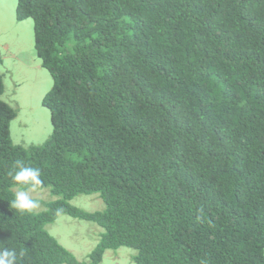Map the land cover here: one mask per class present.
<instances>
[{"label": "trees", "instance_id": "1", "mask_svg": "<svg viewBox=\"0 0 264 264\" xmlns=\"http://www.w3.org/2000/svg\"><path fill=\"white\" fill-rule=\"evenodd\" d=\"M33 17L53 132L22 146L0 98V248L18 264H264V0H18ZM5 91L0 72V96ZM16 160L44 209L11 208ZM98 193L103 210L71 201ZM31 195V193H30ZM96 221L80 260L47 226ZM22 254V255H21Z\"/></svg>", "mask_w": 264, "mask_h": 264}, {"label": "rangeland", "instance_id": "2", "mask_svg": "<svg viewBox=\"0 0 264 264\" xmlns=\"http://www.w3.org/2000/svg\"><path fill=\"white\" fill-rule=\"evenodd\" d=\"M17 2L0 0V72L5 83L0 98L18 110L10 126L13 142L29 147L43 144L53 132L51 112L43 104L44 96L53 86V77L37 53L34 18H18ZM31 195L49 198L44 188H37ZM71 202L91 212L105 207L98 193L79 194ZM41 209L44 205L40 203L37 210ZM47 228L80 260L90 257L104 230L96 221L70 214H60ZM134 253L136 250L127 246L107 249L99 264H136L132 260Z\"/></svg>", "mask_w": 264, "mask_h": 264}, {"label": "clouds", "instance_id": "3", "mask_svg": "<svg viewBox=\"0 0 264 264\" xmlns=\"http://www.w3.org/2000/svg\"><path fill=\"white\" fill-rule=\"evenodd\" d=\"M8 175L14 184L24 186L14 193L11 208L16 209L20 214L35 213L40 207V202L34 199L30 193L43 185L41 169L27 165L22 160H16ZM0 264H18L16 251L14 249L0 248Z\"/></svg>", "mask_w": 264, "mask_h": 264}]
</instances>
